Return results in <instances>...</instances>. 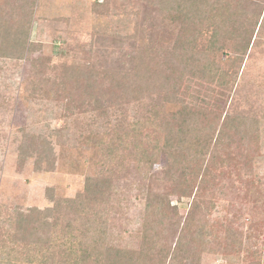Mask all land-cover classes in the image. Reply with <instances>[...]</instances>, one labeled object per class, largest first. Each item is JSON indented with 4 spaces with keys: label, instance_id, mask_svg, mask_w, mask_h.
Returning <instances> with one entry per match:
<instances>
[{
    "label": "rangeland",
    "instance_id": "374dc122",
    "mask_svg": "<svg viewBox=\"0 0 264 264\" xmlns=\"http://www.w3.org/2000/svg\"><path fill=\"white\" fill-rule=\"evenodd\" d=\"M163 1L36 0L30 15L32 0H0V264L49 259V252L63 250L50 240L59 237L60 245L66 229H75V236L89 229V237L103 228L104 248L129 251L146 245L147 233L155 243L153 255L173 250L193 199L201 205L195 225L208 222L220 241L233 248L230 257L204 253L201 264H264V0H209L214 7L239 1L244 14L224 28L230 33L215 39L214 21L199 35ZM212 41L224 54L212 84L173 73L165 64L179 65L173 56L183 58L180 46L187 42L206 49ZM207 54L195 55L210 62ZM228 56L237 59L234 66L226 65ZM67 66L82 70L87 82L77 76L62 84ZM146 81L148 91L133 94L131 88H145ZM182 92L191 97L183 99ZM194 108L206 114L197 117ZM183 120H188L187 132L210 134V141L204 144L202 138L198 148L197 158L204 163L190 197L178 192L180 174L196 158L193 152L169 173L165 156L148 172L134 140L122 153L126 161L108 160L115 136L136 123L158 125L145 129L136 144L156 154L155 141L165 140L167 123L178 122V132ZM205 171V191L198 195ZM109 178L104 203L93 205L92 213H78V205L100 198L93 184ZM79 195L81 201L72 203ZM150 196L164 199L154 216ZM52 208L57 211L48 218L35 217L44 232L37 238L27 234L18 213ZM28 257L31 263H25Z\"/></svg>",
    "mask_w": 264,
    "mask_h": 264
},
{
    "label": "trees",
    "instance_id": "16d2710c",
    "mask_svg": "<svg viewBox=\"0 0 264 264\" xmlns=\"http://www.w3.org/2000/svg\"><path fill=\"white\" fill-rule=\"evenodd\" d=\"M35 1L36 0H32V3L29 5L31 9L29 13L30 15L33 12V5ZM164 1L165 5L168 6L167 8L170 9V11H173L179 20L184 21V27H189L193 24V26H195V28L197 29V33L207 28L206 26L211 25V22L214 21L215 29H213L214 32L211 36L214 39L219 37L221 33H230V30L224 28L229 27V25L231 24H237V22L241 20L244 16L243 11L240 10L239 1H226L224 3L219 2L218 5H216L215 7L213 5H210L211 1L209 0ZM206 9H209L208 12L210 14L204 17V12L206 11ZM237 11L238 17H235L237 15ZM29 18H31V16H29ZM234 18H236L235 21H233ZM194 22H197V24H195ZM198 34L201 35V33ZM23 36L24 38L22 40L24 41L20 42L21 53H24V50L26 49V39H28L27 33H25ZM180 43L181 42H179L177 45L179 46ZM201 44L203 45L204 43L201 42ZM215 44V41H212L211 43L208 42V46H206L205 49L204 47H199L200 42H198L196 45L187 42L184 45L180 46V49L183 50V58L173 56L174 59L176 58L181 61L179 65H176L174 68H172L170 67V62L165 64H168V69H172L173 73L178 72L181 76L186 74L191 79H200L203 82H208L212 84V82H214V78L211 75L214 69L217 67L216 65L218 59H220L219 57L224 55L221 52L223 49L215 47ZM248 46L249 44L246 45L245 50H247ZM199 48L200 50L202 49L203 52H201ZM207 50L212 56V60L210 62H204L202 58L197 57V55H199L200 57L201 54H207ZM174 53H176V51H174ZM206 56L209 57L208 54ZM236 60L237 59L228 56L226 58V65L232 64V66H234V62ZM67 71L68 76H66V74L64 73L62 74V76L64 77L61 80L62 84L66 85L67 81H70L71 79L76 78L77 76L81 81H83V83L87 82L85 74L82 70H77V68H74L73 66H67L66 72ZM199 73L202 75H199ZM144 77V79H149L147 76ZM165 80V83L167 84V77ZM218 84L222 86L225 84V82L220 81ZM145 85V88L142 87L140 84L134 85L131 88L133 94L137 93L138 91H148V81L145 82ZM149 85H154V87L158 86L159 88L162 87V85H156L154 82H151ZM73 90L72 92H74ZM175 91L177 92V94H180L179 87L175 88ZM63 93L65 94L66 90H64ZM181 94L184 97H182L183 99H185V96L191 97L190 93L187 94L186 92H182ZM176 100L178 102H181V99ZM201 101H203V99H201ZM185 110L188 111L187 109ZM192 110L197 117L204 116L206 114L203 109V112L200 111V113L196 111V108ZM171 121L173 122L174 118H172ZM187 121L188 120L182 121V131L179 130L178 132H175L174 129L178 126V122L172 125L170 124V122L167 123V127H165L164 130L166 132L164 136L165 140L161 142V139L158 138L155 141V149L158 148V154L150 152L148 148L144 149L142 148L143 146L138 147V145H136L140 135L145 134L144 130L150 127V125L152 127L156 126L154 128L157 129L158 125L155 122H152L151 124H149V122L148 124L136 123L133 128H129L121 134H117L119 135V138L117 137V135L115 136V139L113 140V149L106 152V156L109 157V161H126L128 159V155H122V153L128 150L132 140H134L133 144L137 147V149L139 150L141 148L140 151H138V153L136 154L137 158L140 162L145 164V167L147 168L148 172L151 171L152 168L160 162V156H165L166 172L169 173L170 171H173L178 168V166H180L186 160H190L187 158V156L191 155V152H193L196 158L188 162V165H186L185 170L183 171V173L180 174L179 177L181 179L182 190H180L178 193L182 194V197H190V190L193 188L200 172H202V166L204 163L201 161V158H197V156L201 154L198 148H200V145L202 144V138H204V144L210 141V134H207L205 136L203 135L202 137H200L199 134L192 133L191 131L187 132L185 129ZM221 127L222 128L219 131V139H222L225 134L224 124ZM229 127L230 123L226 124V128ZM193 132H196V130H193ZM206 168H208V166L205 167L204 170ZM207 172L208 171H205L203 174L204 176L200 184L202 185V187L198 186V195H201V193L205 191L203 186L206 181L203 179ZM110 183V178L107 180L101 179V181L98 180L97 182H95L93 184V187L97 189L99 193H97V190H95L94 194L95 196H98L100 198L95 200L93 204L90 202L81 203L80 205H78L80 207L77 212L80 214L92 213V210L94 209L93 205H100L101 203H104L105 200H103V198L106 196L107 192L111 190ZM82 198L83 195H79L77 201H74L72 203H79ZM148 201L151 216L157 215L158 212H160L162 204H164V199L161 197L150 196ZM199 203V201H195L193 199L189 212L190 217L187 218L184 222L185 230H183V232L181 233V237L178 239L179 241L173 248V250H171L170 248H167L165 250L163 248L164 251L160 250L158 252L160 254L155 253L153 255L152 251L154 252L155 250V243L153 240L148 238L147 233L143 236V242L146 245H143L137 251H129L126 249L104 248L106 232L103 230V228L94 229L93 234L89 237V229L82 230V232L78 233V236H75L73 233L75 229H66L62 233L63 235H65V241H62L60 245H58L60 243L59 237L53 240L49 239L55 249L63 247V250L59 253H56V251L49 252V259L43 257L39 261V264H185V261L188 259H191V264H201V258L204 253L221 254L223 256L230 257L233 248L231 247V245H229L228 242L224 241L222 243L220 241L222 239L218 237L216 229H214L213 227L210 228L208 226V222L203 225L200 223L198 225H195L194 217L199 213L201 208V205ZM168 208L169 205H166L164 211ZM54 211H57V208L47 209L44 212H41L37 209H29L27 213L19 212L18 216L24 224L26 233L32 236L34 235L36 237L37 233L41 231L44 232V230H42V228L37 225L35 217L39 215L42 218H48ZM193 226H196V229H192ZM63 238L64 237H62L61 240ZM38 240L41 241L42 239L39 238ZM147 244L150 245V247L147 246ZM193 247L195 248L193 249ZM171 251L173 252L171 253ZM154 258H158V260L154 261ZM31 261H33V259L31 257H28L27 260H25V263H31Z\"/></svg>",
    "mask_w": 264,
    "mask_h": 264
}]
</instances>
